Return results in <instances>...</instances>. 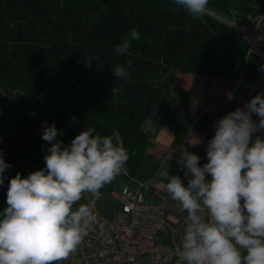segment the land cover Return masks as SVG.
Masks as SVG:
<instances>
[{"label": "trees", "instance_id": "1", "mask_svg": "<svg viewBox=\"0 0 264 264\" xmlns=\"http://www.w3.org/2000/svg\"><path fill=\"white\" fill-rule=\"evenodd\" d=\"M254 2L209 0L208 11L219 18L197 20L175 0H0V148L11 164L0 211L12 177L45 167L44 122L55 123L65 145L89 127L101 135L118 131L133 175L146 142L143 123L177 116L161 86L164 72L235 76L247 44L232 23L258 14ZM133 28L140 38L130 51L140 55L130 78L116 80L112 71L130 57L116 55L114 46Z\"/></svg>", "mask_w": 264, "mask_h": 264}, {"label": "clouds", "instance_id": "2", "mask_svg": "<svg viewBox=\"0 0 264 264\" xmlns=\"http://www.w3.org/2000/svg\"><path fill=\"white\" fill-rule=\"evenodd\" d=\"M175 4L193 19L208 14L209 0ZM139 38L133 28L114 46L116 55L130 57L127 67L119 64L112 71L116 80L130 78L128 69L140 55L133 57L130 49ZM121 90L122 85L112 89L117 95ZM59 135L55 123L44 122L41 138L50 145L45 167L26 177L18 172L9 181L6 207L0 211V264L67 260L96 220L100 189L127 175L130 152L118 131L101 135L89 127L67 145ZM188 147L174 150L187 183L180 175L166 174L164 185L179 211L186 213L177 264H264V92L219 118L207 142L206 163L201 165ZM10 167L0 148V185ZM85 193L91 199L79 203Z\"/></svg>", "mask_w": 264, "mask_h": 264}, {"label": "crops", "instance_id": "3", "mask_svg": "<svg viewBox=\"0 0 264 264\" xmlns=\"http://www.w3.org/2000/svg\"><path fill=\"white\" fill-rule=\"evenodd\" d=\"M161 86L174 104L177 116L173 122L148 120L143 123L146 142L142 158L136 172L123 178L124 187L133 189L146 180L165 185L166 174L180 175L186 184L187 179L176 163L179 153L174 151L175 148L187 144L188 150L200 157L201 165L207 162V142L214 136L219 118L237 107L243 108L253 96L264 92V51L262 54L247 53L243 68L230 79L169 69L162 75ZM253 119L257 117L254 115ZM196 140L200 142L192 145ZM116 194L113 193L115 199ZM142 194L145 201L165 210L166 226L157 232V241L179 247L186 213H181L179 203L169 196L160 199L151 186H146ZM137 264L151 263L142 257Z\"/></svg>", "mask_w": 264, "mask_h": 264}, {"label": "built area", "instance_id": "4", "mask_svg": "<svg viewBox=\"0 0 264 264\" xmlns=\"http://www.w3.org/2000/svg\"><path fill=\"white\" fill-rule=\"evenodd\" d=\"M264 0H255L256 15L247 16L246 22L233 26L242 34L247 53L264 51ZM151 186L160 199L169 196L164 185L146 180L131 189L128 186L116 194L119 209L104 217L95 205L96 220L77 250L60 264H137L146 257L151 264H177L180 248L167 246L156 239L158 231L166 226L163 207L147 202L142 190ZM90 198L86 195L87 203ZM133 257V261H129Z\"/></svg>", "mask_w": 264, "mask_h": 264}, {"label": "rangeland", "instance_id": "5", "mask_svg": "<svg viewBox=\"0 0 264 264\" xmlns=\"http://www.w3.org/2000/svg\"><path fill=\"white\" fill-rule=\"evenodd\" d=\"M124 184L125 180L123 178H120L114 184L112 189H109L106 186L100 189L101 197L95 205L104 217H112L119 209V203L114 198L113 193H119L123 189ZM86 195L91 199V194L85 193L83 199L79 203H84V201L86 200Z\"/></svg>", "mask_w": 264, "mask_h": 264}, {"label": "water", "instance_id": "6", "mask_svg": "<svg viewBox=\"0 0 264 264\" xmlns=\"http://www.w3.org/2000/svg\"><path fill=\"white\" fill-rule=\"evenodd\" d=\"M208 13H209V14H211V15H213V16H215V17H217L216 15L212 14V13H211V12H209V11H208ZM217 18H219V17H217ZM232 25H233V24H232Z\"/></svg>", "mask_w": 264, "mask_h": 264}]
</instances>
